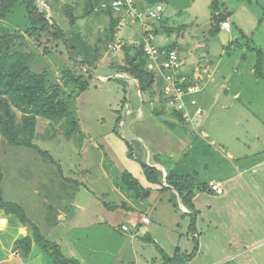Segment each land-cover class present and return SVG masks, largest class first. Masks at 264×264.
<instances>
[{
  "label": "rangeland",
  "instance_id": "374dc122",
  "mask_svg": "<svg viewBox=\"0 0 264 264\" xmlns=\"http://www.w3.org/2000/svg\"><path fill=\"white\" fill-rule=\"evenodd\" d=\"M38 1L46 8L53 24L64 32L75 47L79 58L89 71H86L84 66H75L69 61L63 42L53 37V30L38 35L37 39L26 37L16 44V49L31 56V69L35 73L46 74L48 86L61 84L60 96L68 103L69 111L80 124L82 131L73 138L67 139L65 134L69 130L68 121L64 120L61 124L54 125L43 118L38 119L33 144L38 145L42 151H49L55 164L33 149L14 147L6 143L5 139H1L4 200L14 202L23 208L26 206L28 210L26 213L29 212L28 218L36 225H39L45 212L54 215V211L47 210L45 205L41 206V202L35 205L33 200L37 199L38 201L49 200L54 205L53 208L57 209L62 207V204L66 205L71 200H76L75 196L81 199L89 196L88 192L94 191L108 204H121L122 199L110 192L103 174L102 167L107 150H105L106 147L100 149L99 147L104 138L110 140L117 149L121 145V150H132L134 159L146 160L153 145L149 141V135L141 132L144 128L138 127L135 130V134L141 135L136 139L128 136L130 132L124 128L127 121L125 117L129 110L137 109L143 101L138 83L134 82L123 69L125 66L128 67L126 60L123 59V53L121 57H118L112 49L115 38L111 20H108L109 16L100 10L88 15V3L91 0ZM218 1L219 12L228 11L234 13L235 17L231 20V32L220 31L216 36H212L210 31L215 25L212 16L215 9H218L213 8L216 4L214 0H154L156 4L163 6V22H168L157 23L156 26L163 31H177L174 33L176 37H169L170 41L163 48H172L177 51L179 58L185 63L183 71L190 80L195 74L201 77L197 83L203 88L202 92L185 97V100L194 97L204 113L199 115L194 127L178 125L179 130L192 134L194 140L197 138V142L202 141L196 153L191 151L192 155L176 154L175 157H169L166 154L153 155L152 161L162 162L168 168L173 165V170L178 175H193L198 185H203L211 179H221L219 174L222 171L219 169L230 170L228 166L230 161L227 158L229 154H233L236 158L240 157L238 158L240 166L254 164L264 158V69L257 68V73H254L257 53L253 52L259 48L257 40L262 38L264 41V2L259 0V4L251 5L247 2L248 0H225L226 9H223L221 7L223 1ZM241 1L245 2L244 8H238ZM23 14V7L17 5L10 19L3 22L5 28L12 33L19 30L24 34L31 27L26 19L22 22V26L19 25ZM71 14L75 18L73 24L70 19ZM148 24L144 27L137 25L132 28H121L119 37L124 40H143L141 29L149 32ZM178 39L187 41V45L183 46L180 41H177ZM163 40L159 36L154 44L162 47ZM232 42L234 43L231 44ZM39 43L42 47L38 45ZM45 48L50 52L46 53ZM67 69H71L75 75L83 76V79H90V88L78 97H75L76 90L73 84L66 86L62 83L64 70ZM256 81L259 83L257 84ZM225 83H228L227 89L230 91L231 98L227 99L223 95L220 100L221 86ZM161 85L160 90L164 87L163 84ZM240 86L244 89V93L240 90V99L234 100L231 93L238 91ZM162 92L163 90L160 97L164 99ZM144 101H146L145 98ZM169 104L170 106L165 107L167 113L169 110L175 113L177 105ZM145 105L149 108L147 102ZM139 114L137 110L130 114L128 124L136 122L138 125L137 119L141 118ZM192 114L195 115L194 109ZM18 121L21 122L19 112ZM202 134L207 137H203ZM154 135L162 143L160 135ZM173 140L176 141L177 138ZM153 147L157 149L156 146ZM160 147L170 148V146ZM85 148L86 151L83 152ZM176 149L177 146L174 151L178 153ZM122 157L124 158V155L120 158L124 161ZM233 163L237 166V161ZM260 170L264 172V167ZM119 178L116 176L117 183ZM50 181L53 182V185L49 183L51 192L46 185V182ZM83 186L84 188L79 189L80 193L75 195L77 188ZM156 193L157 191L153 190L152 196L147 199L151 204L157 200ZM238 193L240 194L239 191ZM208 195L211 194L207 190L204 203H213L211 199H208ZM1 210L6 214L5 210ZM167 211L170 212V209ZM31 214H33L32 218ZM6 215L13 220H19L14 214ZM122 219V217L118 218L117 222ZM179 221L181 223L179 231L186 234L190 229V219L180 217ZM156 224L157 222H153L150 231L156 227ZM205 227L206 225L203 224L202 230L206 231ZM38 228L42 232L40 226ZM44 229L47 230V228ZM79 232L77 234L79 241L86 244L85 247L88 248L94 244L96 252L100 251V248L102 251L114 250L123 240V232L115 228L108 232L105 227L98 226ZM148 233L140 232L141 235ZM207 236L215 237V239H208L209 243L215 241V244L220 246L217 249L211 248V253L221 251V248L222 250L228 248L225 230L208 231ZM128 250V248L125 250L126 259L130 257L127 254ZM260 256L262 254H256L255 264H264V258ZM121 260L130 264V261L125 259H120L119 262L116 257L109 259L113 264L116 262L121 264ZM201 261L212 264L208 259Z\"/></svg>",
  "mask_w": 264,
  "mask_h": 264
},
{
  "label": "crops",
  "instance_id": "0c3cea01",
  "mask_svg": "<svg viewBox=\"0 0 264 264\" xmlns=\"http://www.w3.org/2000/svg\"><path fill=\"white\" fill-rule=\"evenodd\" d=\"M93 1L96 4L95 11H98L101 0ZM142 1L143 6H150V4L153 6L156 4L154 0L151 3L149 0H141V2ZM214 1L216 4L213 8H218L215 9L214 13L219 14L221 13L219 12V1ZM222 1L221 7L226 9V2L225 0ZM262 1L264 2V0ZM247 2L251 5H255L259 4L260 1L248 0ZM244 4L245 2L241 1L238 8H244ZM225 13L228 15L227 21L231 24V29L228 32H231V20L235 17V14L229 13L228 11ZM112 17L113 16L108 17V20L110 19L111 22L113 21ZM163 21L158 23H168ZM156 25V22H150L148 24L149 32H145L141 29V35L144 37L143 40H124L119 37V32H121L122 29L117 30L116 28V34H114L115 39L112 43L114 53L116 52L118 57H121V53H123V59H125V49L129 50L131 55H133L136 51H143L141 44L146 42V40L151 39L154 44L156 38L159 36L164 39V45L160 48L167 46L170 41L169 37H176L174 33L177 31H163ZM132 27L136 26L130 25L126 28ZM123 29L125 28L123 27ZM222 31L227 30L221 29V32ZM258 35H260V33ZM257 37L260 38L261 36ZM177 41H180L183 46L187 45V41L183 39H178ZM233 43L234 42L231 44ZM256 43L259 45V48L253 51L257 53L254 73H257V68L264 69V41L260 38ZM182 62L184 68L185 63L183 60ZM151 65V62H148L147 71L154 74L155 82L149 91L144 92L139 88L141 100L143 101L142 105L138 106L137 109L129 110L125 117L127 121H125L124 125V128L130 132L128 136L130 135L134 139L141 136L135 134V130L138 127L139 129L144 128L141 132L149 135V141L153 145L152 151L148 152L149 154L146 156L147 159L141 160V158H137L136 160H132L130 157V150L125 149L126 146L123 148L125 150H121V145H119L120 148L117 149L112 145L110 140H105V138L100 142L101 145L99 149L106 147L105 150H107V156L103 161L102 167L105 181L108 184L110 192L115 193V196L122 199L121 204H108L103 199H100L94 191L88 192L89 196H84L81 199L75 196L76 200H71L66 205L62 204V207L57 209L53 208L54 205L51 201H38L37 199L33 200L35 205L41 202V206L45 205L47 210L54 211V215L52 216L49 212H45L39 225L34 224L37 227L40 226L42 229V232H40L47 240L57 243L61 247L66 258L78 260L81 264H103L104 262H107L106 264H113L109 261L110 257H116L118 262L120 259H125L130 261V264H206L201 261L203 259L210 260L212 264H224V262H226L225 264H230L232 262L235 264H255L257 260L255 258L256 254H262L260 258H264V172L260 170L264 167V158L254 164H249L247 166L243 164L240 166L238 163L240 161L238 158L240 157L236 158L233 154H229L227 158L230 161L228 163L230 170L228 168L225 170L219 169L223 174H219L221 179H211L207 182L220 183L225 194L223 196H215L208 192L211 194L208 195V199H211L213 203H204L207 192L196 193L193 199L196 209L195 215L189 207L183 204L180 196L173 189L167 190L164 193H159L161 186L148 182L137 160H141L147 165L157 168L162 174L161 181L163 185L168 186L166 183V176L168 171L174 172L173 165L168 168L162 162H154L152 161L153 155L166 154L169 157H175L176 154L185 156L190 155L191 151L193 153L197 152V148H200L202 141L197 142V138L194 140L195 138L192 137V134H187L179 130L178 127L179 124L189 125V127L191 125L194 127L199 116L197 115V107L191 106L190 102L195 100L198 104V101L194 97L190 100H185L184 98L183 111H179L178 109L177 111L175 110L177 115L170 110L169 113H167L165 107L166 105L170 106V104L164 103V99L160 97L161 91L167 87V82L165 81L164 74L160 70H154L153 65ZM183 68L182 74L189 78L186 73H184ZM133 80L138 83L137 80ZM199 80H201L200 75L195 74L190 81L199 86L197 83ZM256 83L258 84L259 82L256 81ZM161 84H163L164 87L160 90L159 87L162 86ZM227 84L228 83H225L221 86L220 100L223 95H225L227 99L231 98L230 91L227 89ZM202 90L203 88L199 86L198 92L189 94L185 97L187 98L188 96L199 94ZM240 90H244L242 86H240L238 91L231 93L234 100L240 99ZM144 98L146 101H144ZM144 102L148 103L149 108L145 107L146 105ZM158 107L160 108L158 109ZM198 107H200L199 104ZM192 109L195 110V115L192 114ZM135 110L140 112L139 116L141 118L137 119L138 125L136 122L128 124L130 114H133ZM154 112L159 113L156 114ZM184 113L192 119V123H187L185 121L183 116ZM81 132L80 127V131L76 135ZM154 134L160 135L162 143L160 139H156V135ZM202 135L203 137H207L205 134ZM174 138H177V140L174 141ZM153 146H156L157 149ZM160 146H170V148L167 147L164 149ZM176 146L178 153L174 151ZM85 151L86 148L83 152ZM121 155H124V158L122 157L124 161L120 159ZM167 156L166 158H168ZM117 161H119L120 164ZM236 161L237 166L236 163H233ZM178 164L180 165L179 162ZM126 171L133 174V176L140 181L143 188L147 190L141 198L134 191H127L120 183L116 182V176L121 177ZM195 181L197 184L196 178ZM49 183L53 185V182H46L47 189L51 192L50 189L52 188H49ZM82 188H84V186L77 188L75 195L80 193L79 189ZM153 190L157 191V200H154L151 204L147 199L152 196ZM68 205L70 208L65 207ZM169 209L170 212L167 211ZM24 210H27L26 206ZM6 214L0 209V264H55L35 242L32 243L31 253L28 257H23L19 251L15 250L16 242L31 236V234L30 230L18 219L17 221L13 220ZM27 215L29 216V212ZM32 216L33 214H31L30 217L32 218ZM120 217L123 219L117 222ZM180 217H188L190 219L189 227L192 225V220L195 218L196 234L192 233L191 227L186 234L179 231L181 226L179 221ZM143 218L149 219L150 223L144 224L142 221ZM153 222H157V224L156 227L150 231ZM203 224L206 225V231L201 228ZM98 226L105 227L108 232L113 231L114 228L121 231V227L128 226L130 233H123V240H121L120 244L114 249L116 251L112 249L102 251V248H100V251L96 252V246L94 244L91 248L85 247L86 244L79 241L77 234L80 233L79 231H87ZM44 228H47V230L45 231ZM215 230L226 231L228 248L226 250H222L221 248V251L211 253V248L217 249L220 247L215 244V241L212 243L208 242L210 238L215 239V237L207 236L208 231ZM141 231H143L144 234L148 233V231L149 233L147 235H141ZM127 248L129 249L127 254H129L130 257L126 259L125 250ZM158 248L162 249L164 254ZM229 249H235V252ZM118 262L115 264H118ZM121 264L128 263L121 260Z\"/></svg>",
  "mask_w": 264,
  "mask_h": 264
},
{
  "label": "trees",
  "instance_id": "16d2710c",
  "mask_svg": "<svg viewBox=\"0 0 264 264\" xmlns=\"http://www.w3.org/2000/svg\"><path fill=\"white\" fill-rule=\"evenodd\" d=\"M149 1L150 3L153 2V0ZM17 5H21L24 9L23 20L21 19L19 25L22 26V22L26 19L29 27H31L24 34L19 30L13 33L9 32L3 24L4 21L10 19ZM95 6L93 0L88 3V15L95 11ZM102 12L109 17L112 16L110 12ZM70 19L73 24L75 18L72 14ZM227 19L228 15L226 13H214L212 21L215 22V25L210 34L216 36L221 31V24L226 22ZM112 20L111 27L114 36L118 22L114 17H112ZM51 30L54 31L53 37L63 42L69 61L75 66H84L86 69L85 63L79 58L75 47L70 43L64 32L53 24L46 8L38 0H0V142L1 139H5L6 143L11 146L33 149L40 156L55 164L54 158L48 151H42L37 145L33 144L38 119L43 118L54 125H59L64 120L68 121L69 130L65 134L67 139H71L80 131V125L70 113L68 103L60 96L61 84L48 86L46 74H38L31 69V56L16 49L18 41L24 40L26 37L37 39L38 35L46 34ZM40 43L39 46H41ZM44 51L46 53L50 52L47 48ZM125 53V60L128 64V67L123 68L125 73L137 80L142 91H149L155 82V76L147 71L149 60L145 53L139 50L131 55L127 49H125ZM71 71V69L64 70L62 83L66 86L70 83L73 84L76 90L75 97H78L90 88V79L84 78V80L83 76L75 75ZM86 71L89 70L86 69ZM18 112L21 113V122L18 121ZM130 157L135 158L132 150H130ZM137 161L140 163L148 182L161 186L159 193L173 189L180 196L183 204L189 207L195 215L196 209L193 199L196 193L207 192L209 183L197 185L192 175L181 176L168 171L166 176L168 186H165L161 181L162 174L157 168L151 167L141 160ZM3 179L0 143V209L5 210L8 215L14 214L19 218V221L30 230L31 234V236L17 241L15 250L19 251L23 257H28L31 253L32 243L35 242L55 264H81L78 260L66 258L57 243L47 240L41 234L39 228L30 221L23 207L4 200ZM119 183L127 191H134L140 198L147 191L140 181L128 171L119 178ZM190 227L192 233L196 234L195 218L192 220ZM121 232H123L122 229ZM158 249L163 253L162 249Z\"/></svg>",
  "mask_w": 264,
  "mask_h": 264
},
{
  "label": "built area",
  "instance_id": "2783aa9c",
  "mask_svg": "<svg viewBox=\"0 0 264 264\" xmlns=\"http://www.w3.org/2000/svg\"><path fill=\"white\" fill-rule=\"evenodd\" d=\"M100 11L110 12L117 20V30L130 25L146 26L153 22L163 21L164 8L161 4L153 6H143L140 0H101ZM221 29L229 31L231 24L226 21L221 24ZM143 51L154 70H160L164 74L167 87L163 90L164 103H173L177 105L179 111H183L185 96L199 91V86L189 80L182 74L183 62L179 58L176 50L170 48H160L155 46L151 39L142 43ZM151 65V66H152ZM191 106L197 107V115L203 114V109L198 107L195 100L190 102ZM187 123H192V119L183 114ZM208 192L215 196H223L225 191L220 183L210 182L207 188ZM144 224L149 223V219L144 218ZM124 233H130L129 227L122 228Z\"/></svg>",
  "mask_w": 264,
  "mask_h": 264
}]
</instances>
